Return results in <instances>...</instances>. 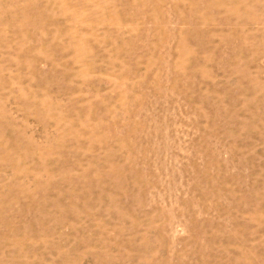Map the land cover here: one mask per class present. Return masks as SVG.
<instances>
[{"label": "rangeland", "instance_id": "obj_1", "mask_svg": "<svg viewBox=\"0 0 264 264\" xmlns=\"http://www.w3.org/2000/svg\"><path fill=\"white\" fill-rule=\"evenodd\" d=\"M0 264H264V0H0Z\"/></svg>", "mask_w": 264, "mask_h": 264}]
</instances>
